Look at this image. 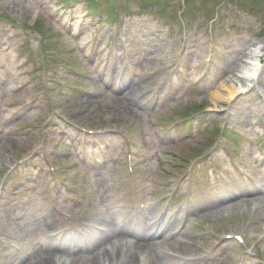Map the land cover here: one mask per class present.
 I'll use <instances>...</instances> for the list:
<instances>
[{"label": "rangeland", "instance_id": "obj_1", "mask_svg": "<svg viewBox=\"0 0 264 264\" xmlns=\"http://www.w3.org/2000/svg\"><path fill=\"white\" fill-rule=\"evenodd\" d=\"M89 2L98 8L96 14L89 16L88 24L93 28L78 39L64 25L66 17L55 24L66 6L65 0H0V154L3 156L0 177L17 158L31 155L32 148L41 142L38 129L20 126H41L50 112L44 97L25 109L19 108L22 102L38 96L41 88L35 73L38 67L27 64L26 60L38 59L42 52L36 40L24 44V24L41 29L45 35L54 34L48 41L51 58L73 66L69 68L73 71L54 68L56 83L51 93L59 112L80 125L126 132L125 137L111 133L102 136L100 140L108 146L104 148L106 157L90 172L89 179L82 178L78 169L70 170L60 198L63 205L66 204L63 196L73 199L70 201L73 208H80L84 201L93 198L87 181L97 178L119 222L130 227L132 210L125 169L127 145L133 148L138 176H149L147 202L152 205L170 189L183 165L210 145L216 130L225 121L235 132L243 133L236 144L243 166L250 169L252 160L261 165L263 155L258 143L261 145L264 140V109L252 92L234 102L230 108L232 114L226 115L229 103L225 99V87L255 83L257 79L247 80L245 75L253 60L261 57L259 76L264 89V0L258 4L253 0H189L186 7L183 0H158L160 5L169 2L166 12L141 10L140 0H76L75 14L85 15ZM131 10L137 26L133 31L126 30L123 41H116L111 49L108 47L110 36L105 42L91 40V33L100 22L117 11L124 14ZM79 22L75 21L74 31L78 30ZM118 25L113 16L106 34L111 35ZM66 49L72 51L65 54L62 50ZM132 65L138 69L134 81L130 80L124 88L107 83L108 72L119 77L124 72L128 77ZM28 80L34 84L24 86ZM131 88L135 96H130ZM218 96L224 98L217 101ZM189 106H202L203 110L186 115ZM189 115L193 126L184 120ZM58 124L46 145L53 148L54 161L64 166L65 171L73 161L82 163L79 156L82 153L76 145L84 139L72 128H67L68 135L63 134L60 130L64 128ZM144 125L147 145L138 136L139 126ZM188 130L191 135L186 137ZM51 137L62 143L60 149ZM222 163L226 162L222 160ZM206 166L208 163L202 161L197 169L200 171ZM30 168L34 169L31 165ZM261 168L263 171L258 176L264 180V167ZM225 173L220 186L225 192H236V175L229 167ZM18 179L21 174L11 176V183L18 184ZM28 186L33 199L27 205L24 202V210L17 212L27 213L20 230L12 215L0 210V264H32L33 256L47 251V245L58 244L43 236L37 238L39 229L45 228L47 232L56 227L42 221L44 213L54 214L52 182L45 175L36 174ZM216 192L210 182L195 193L203 200L192 206L185 229L192 236V264H264V194L246 205L244 194L223 202L213 201ZM78 199L83 202L78 203ZM228 204L231 205L226 207ZM215 208L219 210L209 214ZM181 217L174 218L182 221ZM210 232H215L218 238ZM225 233H242L247 248L235 240H224L217 247L216 240ZM109 247L106 252L110 255ZM118 250L119 246L115 251ZM212 251L215 255L200 259Z\"/></svg>", "mask_w": 264, "mask_h": 264}, {"label": "bare ground", "instance_id": "obj_2", "mask_svg": "<svg viewBox=\"0 0 264 264\" xmlns=\"http://www.w3.org/2000/svg\"><path fill=\"white\" fill-rule=\"evenodd\" d=\"M257 68H258V60H253V63L251 64V66L248 68L247 71V77H252L256 72H257ZM245 75V76H246ZM127 79V78H124ZM123 83L126 84L127 80H123ZM225 91H226V95L225 98L227 100L232 99L233 97H235V94L237 92H241L242 89L241 88H237L234 87L233 85L231 87H225ZM129 94L130 96H135L133 94V88H131L129 90ZM224 96H218L215 99L217 101H221V99H223ZM3 157L0 154V158ZM248 203H252L251 200H248ZM43 220H47V216H43ZM115 235L111 232H108L107 234H105L104 236H101L100 234H92L91 239L89 244H91L92 246L95 245L97 246L98 244H100L103 241H108L111 243V253L114 252L115 248L117 246H120L121 244H123V246L126 245H130L128 251H127V255L124 256L125 259H123L121 262L122 264H179L176 261H178L179 259L176 257V255H174V253H179V252H185V251H190L191 244L189 243H184L183 241H181L179 238H176L172 235H167V236H163V239L161 240V242L165 243L167 245V250H158V249H148L146 247H144V245H142L141 241H133V242H127V240L123 238V236H121L120 238H115ZM157 245H160V243L158 242ZM170 248H178V251H174ZM122 249V248H121ZM170 251L172 253H170ZM108 254V252L105 251H100L97 254L93 253V257L91 259V261L89 262V264H111L112 261V256ZM114 254V253H113ZM142 257V258H140ZM140 259H142L140 261ZM34 264H54V260L50 257H41L38 260L35 261ZM70 264H86L84 260H82L81 258L77 259L75 262L70 263ZM184 264H191L188 262H185Z\"/></svg>", "mask_w": 264, "mask_h": 264}]
</instances>
